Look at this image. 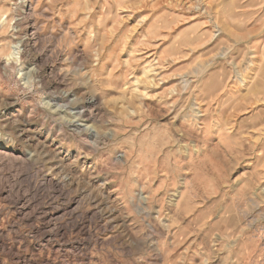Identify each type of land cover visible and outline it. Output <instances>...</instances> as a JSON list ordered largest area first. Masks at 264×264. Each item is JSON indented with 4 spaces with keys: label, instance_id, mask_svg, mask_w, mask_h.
Returning a JSON list of instances; mask_svg holds the SVG:
<instances>
[{
    "label": "rangeland",
    "instance_id": "rangeland-1",
    "mask_svg": "<svg viewBox=\"0 0 264 264\" xmlns=\"http://www.w3.org/2000/svg\"><path fill=\"white\" fill-rule=\"evenodd\" d=\"M19 2L0 0V235L22 257L0 261L264 264V0Z\"/></svg>",
    "mask_w": 264,
    "mask_h": 264
},
{
    "label": "bare ground",
    "instance_id": "bare-ground-1",
    "mask_svg": "<svg viewBox=\"0 0 264 264\" xmlns=\"http://www.w3.org/2000/svg\"><path fill=\"white\" fill-rule=\"evenodd\" d=\"M29 2H28V0H20V2H19V5H20V7L21 8H23L22 9V13L24 14V15H27V13H30V12H27L28 11V8H29ZM27 17H29V16H27ZM1 19V18H0ZM4 19V18H3ZM3 19H2V22H4L3 21ZM25 19V18H24ZM18 20V19H17ZM18 21H20V19L18 20ZM5 23V22H4ZM1 27H2V24H1ZM19 26H17V28H18ZM14 28V27H13ZM12 29V28H11ZM12 31V30H11ZM13 31H14V29H13ZM22 43V40H20V41H18L17 43H15V44H13L12 45V47H11V49H12V51H11V54L6 58L7 59V61L6 60H4V61H6V64L9 66L10 64H12V65H14L15 66V64L14 63H16L17 64V60H16V58L14 57L15 56V54H14V50H16V48H18L17 46H18V44H21ZM17 55V54H16ZM4 59V58H3ZM157 59V58H156ZM3 61V62H4ZM2 64V63H1ZM6 65V66H7ZM11 66V65H10ZM9 66V67H10ZM1 67V66H0ZM8 67V68H9ZM33 67V66H32ZM6 68V67H5ZM12 68V67H11ZM1 69V68H0ZM8 70H10V69H8ZM68 80V79H67ZM80 87V86H79ZM82 88V87H81ZM69 90V89H68ZM63 91H65V90H63ZM62 91V94H60V95H56V96H54L53 97V101L56 103V104H60V103H62L61 104V106L59 107L60 109H65V110H68L69 109V114L70 115H72V117L71 118H73L74 120H71L70 121V124L73 126V127H75V128H77V129H83V128H87L88 130H90V132L92 131V133L93 132H95V130H92L93 128L89 125V126H87L86 124H85V122H84V118L81 120V118L82 117H84L85 116V113H86V111L84 110V106L83 107H80V108H74V109H71V105L73 104V103H75V102H77L78 101V99H79V97H76L74 94H73V92L71 93V92H67V91H65V92H63ZM85 92V91H84ZM82 94V93H81ZM0 95H2V94H0ZM2 97V96H1ZM78 98V99H76V98ZM82 97V96H81ZM80 97V99H82ZM52 98V97H51ZM91 98V97H90ZM52 100V99H51ZM15 101V100H14ZM65 101H67L69 104H66V102ZM89 101V100H88ZM95 101V98H91L90 99V102H94ZM17 102V101H16ZM48 103V102H47ZM51 104V103H50ZM19 105V104H18ZM53 105V104H52ZM4 106H5V104H4ZM15 106V105H14ZM2 107V106H1ZM16 107V106H15ZM90 107V106H89ZM17 108V107H16ZM58 108V109H59ZM21 110V109H20ZM87 110V109H86ZM22 111V110H21ZM60 112V111H59ZM65 112V111H64ZM20 113H22V112H20ZM18 115V114H17ZM17 115H16V117H17ZM63 115H65V114H63ZM68 117V116H67ZM26 119V118H25ZM64 119V118H63ZM65 119H66V117H65ZM10 121V120H9ZM87 121V120H86ZM89 122V121H88ZM29 123V122H28ZM67 124V123H66ZM69 124V123H68ZM12 125V124H11ZM21 126V125H20ZM17 128H19V127H17ZM22 129V128H21ZM27 129V128H26ZM32 129V128H31ZM76 129V130H77ZM23 130V129H22ZM34 130V129H33ZM81 131V130H80ZM34 132V131H33ZM46 132V131H45ZM22 133V132H21ZM35 133V132H34ZM36 133H37V131H36ZM18 135H20V134H18ZM30 136H32V135H30ZM44 136V135H43ZM49 136V135H48ZM5 137V136H4ZM3 137V138H4ZM52 137V136H51ZM2 138V137H1ZM10 138V137H9ZM21 138V137H20ZM6 140V139H5ZM25 140V139H24ZM40 139H38V141H39ZM45 140V139H44ZM27 142V141H26ZM45 142V141H44ZM11 143V142H10ZM28 143H30V141L28 142ZM19 144V143H18ZM27 144V143H26ZM46 144V143H45ZM32 145V144H31ZM44 145V144H43ZM30 146V145H29ZM48 146V145H47ZM55 146V145H54ZM57 146V145H56ZM8 147V146H7ZM11 147V146H10ZM17 148V147H16ZM20 148V147H19ZM40 148V147H39ZM48 148V147H47ZM36 149V148H35ZM27 151V150H26ZM50 151V150H49ZM54 151V150H53ZM10 153V152H9ZM8 153V154H9ZM25 153V152H24ZM53 154V153H52ZM11 155V154H10ZM63 155V154H62ZM13 156H14V154H13ZM12 156V157H13ZM28 157L26 158V162L28 161V164H30L31 166H35L37 163H38V159H39V156L38 155H36L35 153H29L28 155H27ZM60 156V155H59ZM5 157H6V155H5ZM20 157H22V156H20ZM20 157H18V158H20ZM24 157V156H23ZM22 157V158H23ZM63 158V157H62ZM57 159V158H56ZM23 161H24V159H22ZM48 160V159H47ZM58 160V159H57ZM17 161V160H16ZM21 161V160H20ZM60 162V161H59ZM23 163V162H22ZM27 164V165H28ZM57 164H58V162H57ZM59 165V164H58ZM58 165H56V166H58ZM29 166V165H28ZM30 167V166H29ZM60 167H61V165H60ZM67 168V167H66ZM64 169V168H63ZM24 170V169H23ZM27 170V169H26ZM25 170V171H26ZM30 170V169H29ZM29 173V172H28ZM68 173V172H67ZM65 174V173H64ZM37 175V174H36ZM26 177V176H25ZM43 177V176H42ZM41 177V178H42ZM53 177V176H52ZM22 180V179H21ZM24 180V179H23ZM22 180V181H23ZM31 182V181H30ZM60 182V181H59ZM56 182V181H53V179H51V178H46V179H44L43 181H41V183L40 184H37V183H35V184H31L29 187H31L32 189H33V191L34 192H39V190H40V187H42V186H44V188H45V186H51V187H54V188H56V189H58V188H60L61 187V185H62V183L60 182ZM72 182V181H71ZM26 183H27V181H26ZM64 183V182H63ZM29 184V183H28ZM50 187V188H51ZM74 187V186H73ZM26 189H28V187L26 188ZM47 189V188H46ZM66 189V188H65ZM59 190V189H58ZM5 191V190H4ZM41 191V190H40ZM43 191V190H42ZM41 191V192H42ZM46 191V190H45ZM53 191V190H52ZM33 192V193H34ZM73 192V191H72ZM32 193V194H33ZM40 193V192H39ZM68 193V192H67ZM74 193V192H73ZM61 194V193H60ZM2 195V190H0V196ZM36 195V194H35ZM68 195V194H67ZM82 195V194H81ZM9 196V195H8ZM7 196V197H8ZM34 196V195H33ZM79 196V195H78ZM6 197V196H5ZM64 197H65V195H64ZM10 198V197H9ZM8 198V199H9ZM21 198V197H20ZM7 199V200H8ZM19 199V198H18ZM22 199V198H21ZM36 199H37V197H36ZM140 202L142 203V204H146L147 203V199L145 198V197H140ZM3 200V199H2ZM10 200V199H9ZM38 200V199H37ZM65 200V199H64ZM6 201V200H5ZM14 201V200H13ZM12 201V202H13ZM16 201V200H15ZM26 201V200H25ZM24 201V202H25ZM33 201V200H32ZM35 202H37L36 200H34ZM78 201V200H77ZM34 202V203H35ZM80 202V201H79ZM7 203V202H6ZM10 204H11V202H9ZM15 203V202H14ZM68 203V202H67ZM70 205H68L66 208H64L62 211L63 212H67V211H70L71 210V208H72V206L73 207H75L76 205H78V202H76V200L75 199H71L70 200ZM23 204V203H22ZM26 204H28V203H26ZM26 206H28V205H26ZM25 206V207H26ZM17 207V206H16ZM21 207H22V205H21ZM20 207V208H21ZM62 207V206H61ZM64 207V206H63ZM30 209V208H29ZM60 209V208H59ZM58 209V210H59ZM26 210V209H25ZM61 210V209H60ZM78 210V209H77ZM56 211V210H55ZM1 212V211H0ZM17 212V211H16ZM22 212V211H21ZM28 212V211H27ZM34 212V211H33ZM43 212V211H42ZM48 212V211H47ZM88 212V211H87ZM112 212H114V211H112ZM23 213V212H22ZM69 213V212H68ZM73 214L75 213L74 211L72 212ZM82 213V212H81ZM85 213V212H84ZM96 213V212H95ZM19 214V213H18ZM33 214H35V213H33ZM41 214V213H40ZM72 214V215H73ZM29 215V214H28ZM94 215V214H93ZM31 216H32V214H30L29 216H28V220H30V218H31ZM61 216H62V214H61ZM63 216H66V215H63ZM84 216L86 217V216H88V215H86V214H84ZM84 216H82L83 217V219L82 220H84ZM99 216V215H98ZM26 217V216H25ZM57 217V216H56ZM59 217H60V215H59ZM78 217V216H77ZM92 217V216H91ZM95 217V216H94ZM93 217V218H94ZM52 218V215H49V214H41V219L43 220L42 222H47L48 223V221L47 220H49V219H51ZM58 218V217H57ZM62 219H63V217H62ZM90 219V218H89ZM35 220V219H34ZM53 220V219H52ZM51 220V221H52ZM73 220V219H72ZM124 221V220H123ZM25 222V221H24ZM35 222V221H34ZM73 222V221H72ZM77 222V221H76ZM29 223V222H28ZM68 223V222H67ZM80 223V222H79ZM79 223H77L76 225H74V228L76 229V230H78V232H80V233H84V232H87V230L85 229V227H84V224H79ZM30 224H31V222H30ZM33 224V223H32ZM31 224V225H32ZM49 224V223H48ZM71 225V224H70ZM127 225V224H126ZM165 225V224H164ZM66 227V229H67V226H65ZM65 227H64V229H65ZM39 228H41V227H39ZM57 228H58V226H57ZM62 228V227H61ZM128 228V227H127ZM165 228V227H164ZM36 229H37V227H36ZM49 231V230H48ZM52 231V230H51ZM69 231V230H68ZM56 232V231H55ZM66 232V231H65ZM43 233V232H42ZM61 233V230L60 229H58V231L56 232V233H49V232H45L44 233V236H46V235H48L50 238H55V236H57V235H59ZM76 233V232H75ZM66 234V233H65ZM82 235V234H81ZM88 236H90V235H88ZM130 236H131V234H130ZM43 238V237H42ZM62 238V237H61ZM84 238V237H83ZM92 238V237H91ZM132 238V237H131ZM63 239V238H62ZM86 239V238H85ZM84 239V240H85ZM97 239V238H96ZM106 239V238H105ZM83 240V239H82ZM24 241V240H23ZM50 241H51V239H50ZM87 241V240H86ZM104 241V240H103ZM108 241V240H107ZM81 242V241H80ZM88 243V242H87ZM101 243V242H100ZM13 248V247H12ZM11 248V249H12ZM9 249V248H8ZM0 251H2V252H4L5 253V255L7 256V257H9L10 259H15L17 262H20L21 261V257L22 256H15L13 253H12V251L11 250H7V248H6V243H5V241L2 239V237H1V235H0ZM15 252V251H14ZM159 256V255H158ZM89 257V256H88ZM87 257V258H88ZM91 258V257H90ZM162 258V257H161ZM2 260V259H1ZM9 261V260H8ZM16 262V263H17ZM23 262V261H22ZM101 263V262H100ZM0 264H6L5 262H2V261H0Z\"/></svg>",
    "mask_w": 264,
    "mask_h": 264
}]
</instances>
